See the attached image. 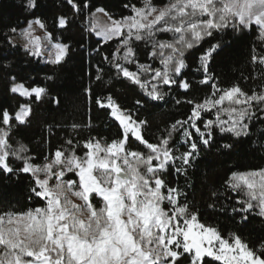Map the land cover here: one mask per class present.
I'll return each mask as SVG.
<instances>
[{
  "label": "snow or ice",
  "instance_id": "1",
  "mask_svg": "<svg viewBox=\"0 0 264 264\" xmlns=\"http://www.w3.org/2000/svg\"><path fill=\"white\" fill-rule=\"evenodd\" d=\"M67 3L75 14L90 8L87 0ZM25 7L30 12L37 9L39 0H26ZM125 7L131 14L119 19L103 7L90 11L88 30L99 38L97 42L119 41L103 55V62L149 101H164L168 90L178 87L191 96L183 101L191 106L190 113L158 128L159 135L150 142L145 136L149 121L139 114L145 100L136 99L134 107L127 108L111 94L97 96L95 103L106 111L108 127L116 129L114 136L110 140L90 136L82 142L67 136L54 151L50 147L49 154L42 153L43 162L38 163L27 144L10 143L15 128L28 123L31 102L18 110L0 107V173L26 174L28 200L38 202L25 210L0 213V264H264V239L257 247L234 231L225 237L217 226L201 221L185 190L166 179L171 173L187 177L202 148L215 142L217 130L247 137L257 111L264 113V79L246 91L239 83L221 87L210 71L211 62L227 46L222 33L256 26L262 47L253 52L252 62L264 76V0H167L163 5L141 0L139 7ZM98 13L107 22H100ZM68 22L61 15L55 24L63 29ZM34 26L45 30L43 42L34 35ZM9 31L18 33L16 27ZM18 34L28 55L46 57L50 64H60L70 52L39 17ZM163 34L170 38H160ZM6 39L15 46L11 36ZM194 49L200 52L198 83L211 89L202 98L183 72L186 54ZM143 57L148 62H141ZM103 72L98 70L97 81ZM10 82L11 93L35 101L48 91L44 86L26 87L15 76ZM85 91L91 95L90 88ZM206 115L214 118L205 119ZM80 127L71 125L73 131ZM220 147L231 149L232 144ZM225 185L240 194L232 212L242 222L247 223L253 212L264 218V168L233 172Z\"/></svg>",
  "mask_w": 264,
  "mask_h": 264
},
{
  "label": "trees",
  "instance_id": "2",
  "mask_svg": "<svg viewBox=\"0 0 264 264\" xmlns=\"http://www.w3.org/2000/svg\"><path fill=\"white\" fill-rule=\"evenodd\" d=\"M25 2L26 0H0V107L18 110L19 105L31 102L32 115L28 123L15 128L10 143L15 145L17 141H22L27 144L31 154L37 158L36 162L42 163L41 154H49L50 147L54 151L57 146L64 144L67 136L81 142L90 136L99 135L107 140L114 136L116 129L108 127L110 122L106 111L99 109L95 103L97 96L111 94L127 108H133L136 99L145 100V106L139 109V114L140 118L149 121L145 136L150 142H155L159 135L158 128L170 125L174 119H185L190 113L191 106L183 101L191 96H186L178 87L166 89L170 91V95L164 101H149L138 87L116 78L115 71L108 69L102 57L114 50L119 41L101 45L94 33L88 30L90 11L103 7L114 18L119 19L131 14V9L126 8V4L139 7L141 0H87L90 8L80 14L74 13L67 0H39V7L31 12L26 9ZM153 2L163 5L167 0ZM61 15L69 21L63 29L55 24ZM36 17L46 23L48 31L56 39L70 46L69 54L58 65L30 56L20 45H10L6 39L13 36L10 28L16 27L19 32V29L27 26L28 21ZM258 31L253 26L242 32L229 29L221 34L222 42L227 46L210 64V71L221 87L239 83L248 91L264 79L260 66L252 62L253 52L262 47ZM160 38H170V34H163ZM138 47L143 50V43H139ZM207 47V43L203 44V48ZM199 55L200 52L196 49L191 50V54H186L187 67L183 72L201 90L202 98L211 89L208 85L198 83L202 78L201 73L197 72ZM141 62L148 60L143 57ZM100 68L104 72L102 79L97 81L96 75ZM11 76H15L17 82L26 87L44 86L48 90L47 94L41 101L13 94L9 91ZM49 76L53 78L47 79ZM89 88L90 96L85 91ZM57 99L59 103L55 102ZM176 99H180L182 103L177 105ZM208 118L214 117L206 115L205 119ZM73 124L81 127L73 131ZM214 141L209 147L202 148L187 177L171 173L166 179L188 193V200L199 210L202 222L217 226L225 237L230 231L237 232L250 245L258 247V242L264 239V218L253 212L247 223L242 222L240 216L232 212L234 206L238 207L236 200L240 194L227 189L225 181L233 172L264 168V113L257 111V118L250 122L249 136L235 138L217 130ZM225 143L232 144V148L220 147ZM143 150L147 152V149ZM78 154L82 155L83 152L78 151ZM13 166H19V162L13 161ZM28 186L29 177L26 174L0 173V213L9 208L25 210L37 204V201L28 200ZM212 191H216L218 195L212 196ZM209 204H215V208H209ZM233 216L235 221L232 220Z\"/></svg>",
  "mask_w": 264,
  "mask_h": 264
},
{
  "label": "rangeland",
  "instance_id": "3",
  "mask_svg": "<svg viewBox=\"0 0 264 264\" xmlns=\"http://www.w3.org/2000/svg\"><path fill=\"white\" fill-rule=\"evenodd\" d=\"M98 19L100 20V22H107V17H105L102 13H98L97 14ZM34 35L35 36H39L42 38V42H43V38L45 37L46 33L44 30L40 29L38 26H34ZM19 33V32H18ZM15 34L12 36L13 42L14 44L20 45L23 48V44L25 43L24 39L19 35V34ZM95 35V34H94ZM96 37V36H95ZM98 38V37H96ZM99 39V38H98ZM24 49V48H23ZM40 58L42 61L47 62L46 57H37ZM18 95H20L19 93H17ZM21 96V95H20ZM23 97V96H22ZM69 176L71 177L72 174H69ZM79 202V201H77Z\"/></svg>",
  "mask_w": 264,
  "mask_h": 264
}]
</instances>
